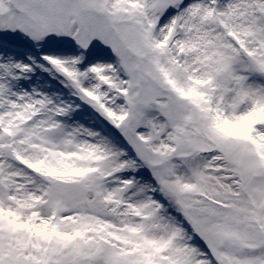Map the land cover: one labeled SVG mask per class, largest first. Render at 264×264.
Listing matches in <instances>:
<instances>
[{
    "label": "snow or ice",
    "instance_id": "obj_1",
    "mask_svg": "<svg viewBox=\"0 0 264 264\" xmlns=\"http://www.w3.org/2000/svg\"><path fill=\"white\" fill-rule=\"evenodd\" d=\"M0 264H264V0H0Z\"/></svg>",
    "mask_w": 264,
    "mask_h": 264
}]
</instances>
